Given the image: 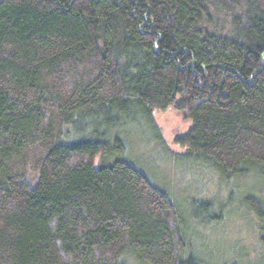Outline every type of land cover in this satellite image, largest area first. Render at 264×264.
I'll list each match as a JSON object with an SVG mask.
<instances>
[{
	"label": "trees",
	"instance_id": "obj_1",
	"mask_svg": "<svg viewBox=\"0 0 264 264\" xmlns=\"http://www.w3.org/2000/svg\"><path fill=\"white\" fill-rule=\"evenodd\" d=\"M171 108L180 162L264 188V0H0V264H214L112 135Z\"/></svg>",
	"mask_w": 264,
	"mask_h": 264
},
{
	"label": "rangeland",
	"instance_id": "obj_2",
	"mask_svg": "<svg viewBox=\"0 0 264 264\" xmlns=\"http://www.w3.org/2000/svg\"><path fill=\"white\" fill-rule=\"evenodd\" d=\"M153 117L156 128L141 124L138 128L137 124L128 123L117 126V132L112 135L120 136L125 142L127 161L172 196L187 221L188 250L199 260L214 264H261L264 260L259 255L263 247L258 236L257 218L241 203L247 194L258 196L263 193L260 181L251 175V178L233 179L231 186L225 187L203 165L180 162L178 153L181 151L172 139L175 134L187 131L191 123L179 118L173 108L156 110ZM230 188L233 196L229 200L236 199L227 203L222 211V203L228 201L224 194ZM219 195L224 198L220 199ZM208 200L214 205L211 213L219 216L220 212L222 218L204 226L200 222L210 216L209 210L203 214L207 210L204 203ZM193 215H199V223L190 218ZM124 263L137 264L130 256L124 258Z\"/></svg>",
	"mask_w": 264,
	"mask_h": 264
}]
</instances>
